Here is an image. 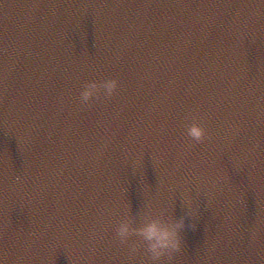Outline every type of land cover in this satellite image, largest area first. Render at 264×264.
<instances>
[{"label":"water","instance_id":"water-1","mask_svg":"<svg viewBox=\"0 0 264 264\" xmlns=\"http://www.w3.org/2000/svg\"><path fill=\"white\" fill-rule=\"evenodd\" d=\"M185 202L161 264H264V0H0V264H153L116 224Z\"/></svg>","mask_w":264,"mask_h":264},{"label":"clouds","instance_id":"clouds-1","mask_svg":"<svg viewBox=\"0 0 264 264\" xmlns=\"http://www.w3.org/2000/svg\"><path fill=\"white\" fill-rule=\"evenodd\" d=\"M119 86L114 77L84 82L81 91V102L87 103L94 97L112 96ZM187 134L194 140H202L206 136V129L199 123H192L187 128ZM19 179V177H17ZM188 212L186 215L169 216L164 210L154 213L149 205L139 217L124 215L115 226L117 238L129 245L130 253H134L138 245L143 246L145 253L153 264H161L163 258L181 250L183 246L182 232L187 227L186 218L191 216V208L185 202ZM138 237L131 241V237Z\"/></svg>","mask_w":264,"mask_h":264}]
</instances>
